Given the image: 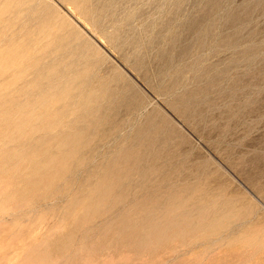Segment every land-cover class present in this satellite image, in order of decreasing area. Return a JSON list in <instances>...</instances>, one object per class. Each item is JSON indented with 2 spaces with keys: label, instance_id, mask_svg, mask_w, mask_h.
I'll use <instances>...</instances> for the list:
<instances>
[{
  "label": "rangeland",
  "instance_id": "1",
  "mask_svg": "<svg viewBox=\"0 0 264 264\" xmlns=\"http://www.w3.org/2000/svg\"><path fill=\"white\" fill-rule=\"evenodd\" d=\"M4 1L0 121L23 123L0 124V264H264V0H28L44 19L55 18L49 28L58 31L44 29L47 37L60 39L50 36L52 42L38 23L17 21L14 7L26 0ZM59 43L79 47L92 64L89 75L106 80L109 95L98 104L110 115L96 106L93 116L73 113L72 93L52 94L43 100L50 108L39 106L37 85L44 78L34 77ZM19 105L32 112L25 115ZM17 107L19 113L13 112ZM44 109L52 111L43 114ZM150 119L162 129L152 149L158 159L153 169L163 172L147 175L151 192L158 186L157 193H169L176 184L201 187V201L223 202L217 215L230 220L221 218L195 236L148 241L142 254L133 240L119 236L117 224L112 227L118 232L105 228L112 219L106 206L87 202L101 198L94 193L99 181L117 186L106 178L108 167L115 168L109 163ZM74 121L77 127L67 125ZM66 136L70 143L60 144ZM52 154L54 163L48 162ZM143 164L144 170L150 167ZM138 180L132 177L136 187ZM134 187L130 192L121 187L118 194L142 199ZM225 202L232 207L224 208ZM246 231L249 236L240 235ZM234 236L250 245L241 246Z\"/></svg>",
  "mask_w": 264,
  "mask_h": 264
},
{
  "label": "bare ground",
  "instance_id": "2",
  "mask_svg": "<svg viewBox=\"0 0 264 264\" xmlns=\"http://www.w3.org/2000/svg\"><path fill=\"white\" fill-rule=\"evenodd\" d=\"M8 1V0H7ZM6 0L4 2H6L7 4L9 2H7ZM18 1V0H17ZM16 1V2H17ZM66 1V0H65ZM15 2V1H14ZM25 2V0H24ZM28 0H26V5H22L20 7V5H16V8L17 11L19 12L20 14V18L19 17H15L17 19V21L23 23V22H30L32 21L33 24H39L40 27L43 29L42 31H45V30H48V29H51L53 30L52 28H49L51 26V20L52 18H49L47 15H45V18L44 19V15L42 14L41 16V13L40 11L38 12L36 5H28ZM34 2V1H33ZM36 2V1H35ZM70 4L71 2L68 1ZM74 0H73V3L74 4ZM3 4V3H2ZM7 4H5L4 6H6L5 8L7 10H10L8 9V7L10 6H7ZM15 4H18L17 3H14V4H11L12 5V8ZM23 4V2H22ZM33 4V3H32ZM10 5V4H9ZM47 6V5H46ZM11 8V7H10ZM49 8V7H48ZM47 8V9H48ZM4 9V8H2ZM5 9V10H6ZM15 9V10H16ZM249 9V8H248ZM12 10V9H11ZM14 10V9H13ZM50 9H48L47 11H49ZM42 11V10H41ZM17 12V14H18ZM44 13V12H43ZM49 13V12H48ZM14 17V16H13ZM12 17V18H13ZM14 19V18H13ZM14 19V20H16ZM19 19V20H18ZM55 19V18H53ZM52 19V21H53ZM64 20V19H63ZM62 21V20H61ZM13 22V20H12ZM11 22V24H12ZM16 22V21H14ZM40 22V23H39ZM54 22V21H53ZM18 22H16L15 26H14V29L16 28V25H17ZM20 23V24H21ZM50 23V24H49ZM66 23V22H63V24ZM27 24V23H26ZM56 23H54L55 25ZM62 24V25H63ZM29 24H27L28 26ZM53 25V26H54ZM66 25V24H65ZM13 26V25H12ZM11 26V27H12ZM20 26V25H18ZM56 26V25H55ZM10 27V26H9ZM31 27V26H29ZM52 27V26H51ZM56 28L58 29V27H54V29L56 30ZM7 29V28H6ZM12 29V28H11ZM17 29V28H16ZM20 29V28H19ZM45 29V30H44ZM53 30V31H55ZM40 31V33L42 32ZM58 31V30H56ZM46 32V31H45ZM47 33V32H46ZM44 35V34H42ZM205 35V34H204ZM48 36V33L47 35L44 36V39L45 37L47 39L45 40H48L49 38V42H52L54 39L53 37L51 36V39L52 41H50V36ZM43 37V36H42ZM12 39V38H10ZM60 39L59 38H56L54 41H59ZM233 40V39H232ZM233 42V41H231ZM55 47L59 48H53L52 49V52L50 53V58H48L47 61H44L42 63L41 61V64L39 67H40V71L36 72V77H34L36 80H40L41 77L43 82H46L45 83V86H43V82L38 84L36 87H37V95H38V99L40 101H43L44 99L45 100H49V98L52 96V94H55L57 97H61V95L67 93V94H71V103L73 105L74 108H72L74 111L73 113H81V110H83L84 112V115L85 116H93L95 114V111H93L94 107L96 106L97 108H99L98 110H96L97 112L99 111L101 114H106V117H107V114L110 115V112L111 110L109 111L108 109H104L102 106H99V102L101 101L102 98L106 97V91L104 90L105 86L104 84L106 80H103V78L101 79H96L91 75H89V71H90V67H92V64H89L86 60L87 58L82 56L81 53H82V50L79 48V47H71L69 44H53ZM88 45V44H87ZM90 46V45H89ZM88 46V47H89ZM85 47V45H84ZM88 47H87V52H90L88 51ZM94 49V48H93ZM92 52V51H91ZM52 54V56H51ZM47 55V54H46ZM22 58H24L22 56ZM44 58V57H43ZM6 60V59H5ZM21 61V60H20ZM10 62V61H9ZM24 62V61H23ZM7 63V61H6ZM39 63V62H38ZM40 64V63H39ZM9 65V64H7ZM35 65H37L35 63ZM36 67V66H34ZM38 67V66H37ZM205 69V68H204ZM37 70V69H36ZM39 70V68H38ZM208 70V69H207ZM209 72V71H208ZM222 73V72H221ZM37 74H39V76H37ZM93 75V74H92ZM207 75V74H206ZM209 76V75H208ZM209 78V77H208ZM215 78V77H213ZM130 84V83H129ZM204 89V88H202ZM99 90L100 91H105V92H101L99 93ZM205 92V91H204ZM111 93V92H110ZM206 93V92H205ZM99 94V95H98ZM101 94V95H100ZM197 94H198V91H197ZM109 95V94H108ZM107 95V96H108ZM66 96V95H65ZM40 97V98H39ZM67 97V96H66ZM122 97V96H121ZM120 97V98H121ZM47 98V99H46ZM55 96L53 97V100H54ZM58 98V99H59ZM123 98V97H122ZM185 98V97H184ZM187 98V97H186ZM192 98V97H190ZM56 99V98H55ZM57 99V100H58ZM104 100V99H103ZM107 102L108 101V98L105 99ZM112 100V99H111ZM110 100V101H111ZM123 100V99H122ZM44 102V101H43ZM42 102V103H43ZM40 103V104H42ZM50 103L48 101V104L46 103V101L44 102V104H47V105H40L41 107H44L45 108H50ZM53 103V102H52ZM55 103V102H54ZM53 103V104H54ZM99 103V104H98ZM108 103V102H107ZM112 103V102H111ZM114 103V102H113ZM119 103V102H118ZM117 103V105H118ZM121 103V102H120ZM56 104V103H55ZM116 104V103H115ZM22 105V104H20ZM19 105V106H20ZM31 105V104H30ZM15 107V106H14ZM70 107V106H69ZM72 107V106H71ZM83 107V109L81 108ZM20 109H18V107L16 108V110H14V108H11L13 109V112L18 111L19 110H23L24 111V114H26V110H28V108H30V106L28 105V108L27 106H20L19 107ZM22 108V109H21ZM27 108V109H26ZM79 108H81L79 110ZM108 108H111L110 106ZM114 108V107H112ZM9 110V109H7ZM6 111V110H4ZM10 111V110H9ZM17 111V113H19ZM29 112L31 111V109L28 110ZM49 111H52L51 109L49 110H45L42 111V113H48ZM80 111V112H78ZM32 112V111H31ZM7 113V111H6ZM22 114V111L20 112ZM20 114V115H21ZM23 114V115H24ZM100 114V115H101ZM81 115V114H80ZM83 115V114H82ZM183 115V114H182ZM79 116V115H78ZM84 116V117H85ZM105 116V115H104ZM81 117V116H80ZM101 117V116H100ZM105 117V118H106ZM111 118V117H110ZM25 119V118H24ZM87 119V118H86ZM156 119V118H155ZM16 121V120H15ZM107 122V121H106ZM23 123V122H22ZM21 121H16V123H13L11 121H0V124H3V125H14L15 127V124H22ZM25 123V122H24ZM54 123V122H53ZM75 123V124H74ZM74 123L70 124L67 123V125L69 127H77L78 125V122L77 121H74ZM51 124V122H50ZM55 124V123H54ZM52 124V125H54ZM59 125V123H56ZM45 125V124H44ZM57 125V127H59ZM60 125H62L60 123ZM93 125V124H92ZM98 125V124H97ZM156 125V124H155ZM158 125V124H157ZM49 126V125H48ZM51 126V125H50ZM55 126V125H54ZM52 126V127H54ZM84 126V125H83ZM82 126V127H83ZM114 127V126H113ZM161 128V127H160ZM159 127H156L154 126L153 124V121L150 119L147 121L146 125L143 126L142 128H139L136 132H134L133 136L130 138V139H127L126 138V142L123 141V145L125 143L124 146V150H123V153L118 157V154L117 155H114V156H117L118 159L115 160L114 157L112 159V161L109 163V164H112L111 166L115 167L113 169H109L111 167H108L107 169V172H106V178H109V176H111L109 178V180L112 181V183L115 182V184L117 186L113 187L112 185H105L103 186V181H99L97 183V187L94 189V193L97 191V193L99 195H101V198L99 197V200H95L94 197L92 196H89L91 197L93 200H89L90 202H87V205L88 206H92V207H95V204L96 206L99 204V205H104V207L106 206V212L109 211V215L110 213L112 214L111 215V218H109V215H108V218L111 219V222H107L106 224L103 223V227L105 228H108L109 227H112V226H117V228L120 227L119 229V232L121 235L119 236H124L126 239H129V241L133 240V243L135 247H138L139 250L143 247L146 246L147 242L148 241H153L155 243H160L162 240L161 239H165L166 243L167 241L173 239V238H181V237H184L185 235V238L188 237L187 235H193L197 232H200L198 230H201V233L205 230V229H208L210 227H214L215 225L219 224V221L221 220V218H228L226 217L227 214L224 215V213L220 216V215H217L218 214V211L221 209V203L223 202H217L215 197L214 198H207L206 200L208 201V204H205L203 203L201 200L204 199V195L201 194V191L196 187V186H184L183 189L179 188L180 185L179 184H176L174 186V189L172 191H170L168 193L167 189L164 190V192H160V193H157V191L159 192V187H155V186H151V187H155L154 189V192H151L152 190H150V186L148 183H146L147 181V175H150L154 172H158L160 174V172L162 171H154L153 169V166L155 165V161L157 159V155L155 151H153L152 147L155 144V142L157 141L158 139V136L159 134L161 133L160 131L162 129H160ZM163 128V127H162ZM82 132V131H81ZM76 134V133H75ZM75 134H72V135H75ZM71 134H69L68 136H70ZM71 135V136H72ZM78 135V134H77ZM163 135V134H162ZM168 135V133H167ZM70 136V138H71ZM76 136V135H75ZM161 136V135H160ZM77 137V136H76ZM80 137V136H78ZM69 137L66 136V139L64 140H61L60 144L61 143H64L66 142L65 144L67 143H70ZM73 138V136H72ZM166 138V137H165ZM168 139L171 138V136L167 137ZM164 139V138H163ZM162 140V139H161ZM170 140V139H169ZM78 141V140H77ZM166 142L168 141L167 139L165 140ZM76 143V142H75ZM157 143V142H156ZM160 143V141H159ZM165 145V144H164ZM158 146V145H157ZM86 147V146H85ZM171 147V146H170ZM121 149V148H120ZM119 149V150H120ZM156 149V148H155ZM158 149V148H157ZM169 149V148H168ZM85 150V148H84ZM122 150V149H121ZM167 150V149H166ZM116 154V153H115ZM169 155V154H168ZM116 157V158H117ZM49 160L48 162H53L56 161V155H49L48 156ZM110 158V157H109ZM103 160V159H102ZM111 160V159H110ZM146 160H149L150 162H146ZM158 160V159H157ZM75 161V160H73ZM106 161V160H105ZM162 161V160H161ZM103 162V161H102ZM109 162V161H108ZM113 162L116 163V165L114 164L113 165ZM144 163H147L146 166H150L149 168H147L146 170L142 169L141 168V164ZM106 163V162H105ZM104 163V164H105ZM149 163V164H148ZM108 164V163H107ZM107 165L105 166H101V167H106ZM156 166V165H155ZM167 166V165H165ZM145 167V166H144ZM146 168V167H145ZM172 169V167H169ZM131 169V170H129ZM153 169V170H152ZM168 169V168H167ZM158 170V169H157ZM170 171V170H169ZM172 171V170H171ZM168 172V171H167ZM99 173V172H98ZM155 173V174H156ZM157 173V175H158ZM163 174V172H162ZM165 174V173H164ZM92 175V174H91ZM104 175V176H105ZM120 175V176H119ZM134 175H137V178L139 179L138 182L136 184H138V186L136 187L135 184L132 183V177ZM171 175V174H170ZM96 176V175H95ZM99 176V175H98ZM115 176V177H114ZM153 176V175H152ZM163 176V175H162ZM93 177V176H92ZM119 177L118 180L122 181H117V178ZM151 177V176H150ZM165 177V176H164ZM101 178V177H99ZM136 178V177H135ZM156 178V177H155ZM167 178V176L165 177ZM163 178L162 180L164 181ZM91 179V178H90ZM169 179V178H168ZM93 180V179H92ZM105 180V179H104ZM167 180V179H165ZM106 181L108 182V180L106 179ZM117 181V182H116ZM125 181V182H123ZM140 181V182H139ZM160 181V180H159ZM110 182V181H109ZM122 183V184H120ZM126 183V188H124L125 190H129V189H133V186L134 187V190L135 188H137L139 190V192L143 193L142 195L143 196H140L142 197L139 198L140 200H125V198H123L122 195L118 194L119 193V189L121 191V187H122V190L123 189V185ZM111 184V183H110ZM151 184V183H150ZM92 185V184H91ZM154 185V184H153ZM159 185V184H158ZM173 185V184H171ZM179 185V186H178ZM185 185L184 183L182 184V186ZM194 185V184H193ZM132 186V187H130ZM178 188H175L177 187ZM125 187V186H124ZM165 186H163L164 188ZM168 187L170 188V186L168 185ZM90 188V187H89ZM167 188V187H166ZM172 188V186H171ZM170 188V189H171ZM92 189V187H91ZM202 189V188H201ZM92 191V190H91ZM130 192V190H129ZM203 192V191H202ZM206 192V190H205ZM197 193H199L200 195H197ZM157 194H160V197L158 198L159 195ZM206 195H208L207 193H205ZM211 194V193H210ZM209 194V195H210ZM213 194V193H212ZM119 195V196H118ZM205 195V196H206ZM132 196V194H131ZM138 196V195H137ZM196 197V198H195ZM113 198V199H112ZM217 198V197H216ZM112 199V200H111ZM215 199V200H214ZM87 200V199H86ZM111 200V201H110ZM218 200V198H217ZM88 201V200H87ZM195 203V202H198V203H195V204H191V202ZM206 201V202H207ZM222 201V200H221ZM225 201V200H224ZM228 201V200H227ZM127 203V205L125 206L124 204ZM190 203L191 205L188 206L187 204ZM230 203V202H229ZM98 205V206H99ZM226 205H230L229 207H232L231 206V203L230 204H227V202H225L224 204V208L227 209L228 206ZM83 206V205H82ZM86 205H84L85 207ZM111 206V208H110ZM119 206H121L123 209L121 210V207H120V212H118V208ZM83 207V208H84ZM89 207V208H90ZM99 207H102V206H99ZM109 207V210L107 209ZM129 207V209H128ZM87 208V207H86ZM125 208H127L128 210H125ZM93 209V208H92ZM85 210V209H83ZM88 211V209H87ZM222 211V210H221ZM232 211V209H231ZM222 212H225L222 211ZM129 213V215H128ZM135 215H139L138 217L136 218H133L131 219L129 216L134 214ZM138 213V214H136ZM227 213V211L225 212ZM107 214V213H106ZM115 216H114V215ZM230 215L228 216H231V212H229ZM133 215V216H135ZM211 215V217H210ZM103 217V214L101 215ZM113 216V217H112ZM100 217V216H99ZM101 217V218H102ZM132 217V216H131ZM232 217V216H231ZM107 218V219H108ZM130 218V219H129ZM106 219V218H105ZM108 219V220H109ZM229 219V218H228ZM233 219V218H232ZM227 220V219H226ZM230 220V219H229ZM106 222V221H105ZM117 224V225H116ZM226 226V225H225ZM219 227V226H218ZM227 227V226H226ZM114 230L116 228L112 227ZM223 228V227H222ZM241 228V227H239ZM244 228V227H243ZM211 229V228H210ZM228 229V228H227ZM226 229V230H227ZM233 229V228H232ZM256 229V228H254ZM254 229L252 231H254ZM101 230H104V229H101ZM112 232L113 230L110 229ZM242 230V229H241ZM239 229V231H241ZM106 231V230H105ZM117 231V229H116ZM231 231V229H230ZM238 231V232H239ZM248 231V230H247ZM246 231V232H247ZM250 231V230H249ZM251 231V232H252ZM118 232V231H117ZM217 232V231H216ZM228 232V230H227ZM256 231H254L255 233ZM104 233V232H103ZM217 233H221V232H217ZM217 233H212L215 235V237H217ZM230 235L228 237H231V232H229ZM236 233V232H235ZM253 233V234H254ZM100 234V233H99ZM108 234V233H106ZM228 234V233H226ZM248 232L246 234H242V232L240 233V235L242 236H247ZM251 234V233H250ZM104 235V234H102ZM114 235V234H113ZM117 235V234H115ZM221 235V234H220ZM238 235V234H237ZM90 236V235H89ZM118 236V235H117ZM195 236V235H193ZM203 236V235H202ZM211 236V235H210ZM233 236V235H232ZM249 236V234H248ZM163 237V238H162ZM204 237V236H203ZM213 237V236H212ZM226 237V238H228ZM236 238L240 237V236H234ZM120 238V237H119ZM206 238V237H205ZM219 239L220 236L218 237ZM233 240V243L237 240H239V238L236 240ZM244 241H242L241 237V241H239L240 243L241 242H245V238L242 237ZM253 238V237H252ZM122 239V237H121ZM120 239V240H121ZM126 239L123 238V240L125 241ZM229 240L228 241H232L233 237L228 238ZM248 239V238H247ZM116 240V239H115ZM175 240V239H174ZM128 241V240H126ZM164 241V240H163ZM216 241V240H215ZM222 240H220L221 242ZM248 241H252V240H248ZM122 242V241H121ZM173 242V240H172ZM170 242V243H172ZM179 242V241H178ZM238 242V241H237ZM111 243V242H110ZM118 243V241H117ZM120 243V242H119ZM126 245L128 244V242H124ZM239 243V245H240ZM249 242H247L246 244L248 245ZM252 243V242H251ZM121 244V243H120ZM131 244V243H130ZM169 244V243H168ZM168 244H165L167 246H169ZM209 244V242H208ZM244 245L243 243H241V246L244 245V246H247V245ZM178 245V244H176ZM250 245V243H249ZM248 245V246H249ZM254 245V243H253ZM252 245V246H253ZM132 245V247H134ZM166 246V247H167ZM101 247V246H100ZM141 247V248H140ZM158 247V246H157ZM238 247V246H237ZM256 247V245H255ZM137 248V249H138ZM155 248V247H154ZM152 248V249H154ZM170 248V247H169ZM242 249L244 247H241ZM248 248V247H246ZM251 248V246H250ZM128 249V247H127ZM126 249V250H127ZM136 249V251H137ZM168 249V248H167ZM249 249V248H248ZM247 249V250H248ZM135 250V248H134ZM138 250V251H139ZM143 250V249H142ZM148 250V249H147ZM176 250V249H175ZM153 251V250H151ZM167 251V250H166ZM246 251V250H245ZM130 252V251H128ZM140 252L143 254V252L140 250ZM234 252V251H233ZM118 253V252H117ZM138 253V252H137ZM140 253V254H141ZM253 253V252H252ZM255 253V252H254ZM148 254V253H147ZM150 254V253H149ZM123 255V254H122ZM135 255V254H134ZM152 255V254H151ZM241 255V254H240ZM124 256V255H123ZM122 256V257H123ZM155 256V255H154ZM243 256V255H242ZM252 256V255H250ZM255 255H253L254 257ZM129 258V257H127ZM152 258V257H151ZM248 260L251 261L250 258H247ZM241 261V260H240ZM113 262V260H109L108 261V264H111ZM246 262V261H245ZM249 262V261H248ZM246 262V263H248ZM244 263V262H243ZM250 264V262H249ZM257 264V263H256Z\"/></svg>",
  "mask_w": 264,
  "mask_h": 264
}]
</instances>
